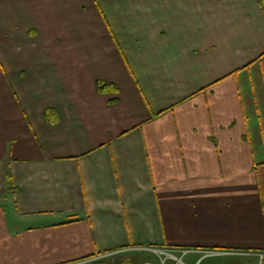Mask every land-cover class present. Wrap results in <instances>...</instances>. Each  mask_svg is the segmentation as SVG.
I'll return each mask as SVG.
<instances>
[{
	"label": "crops",
	"instance_id": "1",
	"mask_svg": "<svg viewBox=\"0 0 264 264\" xmlns=\"http://www.w3.org/2000/svg\"><path fill=\"white\" fill-rule=\"evenodd\" d=\"M160 249L264 253V0H0V264Z\"/></svg>",
	"mask_w": 264,
	"mask_h": 264
},
{
	"label": "rangeland",
	"instance_id": "2",
	"mask_svg": "<svg viewBox=\"0 0 264 264\" xmlns=\"http://www.w3.org/2000/svg\"><path fill=\"white\" fill-rule=\"evenodd\" d=\"M164 253H170L174 257H180L181 252L170 251L167 249L158 250V254H116L105 256L103 258H98L97 261H90V263L83 261L79 264H174L177 262L175 259L170 258ZM258 253L264 255L262 252L250 253V255H239V254H231L220 257H209L207 259H214L215 264H264V257L260 258ZM183 264H189L188 261L185 260V257L182 256ZM206 260H204L201 264H204ZM179 263V262H178ZM182 264V263H179Z\"/></svg>",
	"mask_w": 264,
	"mask_h": 264
},
{
	"label": "built area",
	"instance_id": "3",
	"mask_svg": "<svg viewBox=\"0 0 264 264\" xmlns=\"http://www.w3.org/2000/svg\"><path fill=\"white\" fill-rule=\"evenodd\" d=\"M180 252H181V256L178 257V258H177V257H174V256H173L172 254H170V253H164V254H166V255L169 256L170 258L175 259V260L177 261V263L179 262V263H182V264H183L181 258H182L183 255H185V254L188 252V249H183V250H181ZM209 254H213V253H209ZM214 254H217V255H224V254H226V255H231L230 252H217V253H214ZM234 254H239V255H250V252H246V253L242 252V253H234ZM258 256H259L260 258L264 257V255H261L260 253H258Z\"/></svg>",
	"mask_w": 264,
	"mask_h": 264
},
{
	"label": "trees",
	"instance_id": "4",
	"mask_svg": "<svg viewBox=\"0 0 264 264\" xmlns=\"http://www.w3.org/2000/svg\"><path fill=\"white\" fill-rule=\"evenodd\" d=\"M105 86H104V84H100V85H98V89H102V88H104ZM6 182L8 183V185H9V176H7L6 175ZM8 189H10L9 187H8Z\"/></svg>",
	"mask_w": 264,
	"mask_h": 264
}]
</instances>
